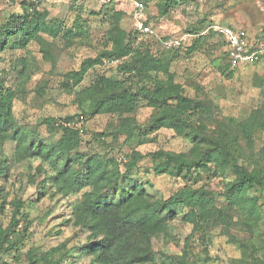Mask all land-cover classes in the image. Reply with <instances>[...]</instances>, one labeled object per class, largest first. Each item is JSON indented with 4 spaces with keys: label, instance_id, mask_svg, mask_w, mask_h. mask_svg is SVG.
<instances>
[{
    "label": "rangeland",
    "instance_id": "obj_1",
    "mask_svg": "<svg viewBox=\"0 0 264 264\" xmlns=\"http://www.w3.org/2000/svg\"><path fill=\"white\" fill-rule=\"evenodd\" d=\"M165 1L0 0V33L10 14L33 11L28 3H34L35 10L45 16L44 23L54 30L42 31L41 45L34 41L23 45L17 36H12L5 48L0 47V73L9 77L10 87L16 81L12 63L18 57L28 60L27 73L13 91L12 105L14 117L28 141L43 139L52 143L60 138L57 123L44 120L80 111L75 102L78 89L63 85L64 74L77 69L87 57L110 47V35L117 28L128 34L134 32L136 19L141 16L151 22L154 50L167 53L172 49L159 41L162 37L177 38L184 33H195L185 44L193 42L198 50L188 58L183 56L175 61L173 66L177 79L185 83L187 95L205 101L212 109L209 113L195 115L194 119L202 122L205 132L215 139L227 134L236 138L243 163L251 171L264 170V129L256 131L257 143L251 147L237 136L239 133L228 118L245 120L256 111H264V55L251 63L229 67L224 38L214 29L208 30L211 25H230L244 31L255 48L264 46V0H176L171 2V11L160 14ZM147 37L150 36L140 34L138 39ZM192 37L195 39L190 41ZM43 46L49 48V58L41 50ZM103 61L89 71L86 83L94 80L97 73L122 79L118 70L122 60L104 58ZM150 79V76L134 77L127 84L137 88L145 83L150 85ZM146 103L140 100L144 105L136 114L141 129L152 116V108ZM120 118L117 113H100L88 118L79 150L86 156L112 155L122 164L133 151H138L143 155L138 162V177L143 180L148 194L166 199L179 189L191 188L198 191L199 196L209 197L218 209L231 214L228 222H193L187 218L189 208L172 206L176 215L167 222L166 231L149 240L155 260L130 264H256V259L264 261L263 187L248 190L238 204L230 206L225 198L226 189L236 178L230 166L223 168L222 163L210 161L189 170L158 172L155 166L159 162L156 157L159 151L196 154L193 142L172 127L164 126L146 136L136 127L129 135L121 134L119 138L110 135L105 142L93 138L97 131L111 134L119 127ZM17 141L12 137L4 141L0 138V221L3 227L9 225L16 199L25 201L23 209L27 216L16 226L8 242L15 243V247L2 252L1 264H54L56 261L93 264L95 255L81 248L92 232L77 225L73 208L83 197L82 191L62 189L52 177L56 170L50 161L40 157L18 161ZM199 144L205 154L211 152V145ZM245 247H249V254Z\"/></svg>",
    "mask_w": 264,
    "mask_h": 264
},
{
    "label": "trees",
    "instance_id": "obj_2",
    "mask_svg": "<svg viewBox=\"0 0 264 264\" xmlns=\"http://www.w3.org/2000/svg\"><path fill=\"white\" fill-rule=\"evenodd\" d=\"M171 2L176 0H166L159 13L166 14L171 11ZM28 4L32 5V12L10 14L9 21L0 33V47L5 48L12 36H17L23 45L32 41L41 45L42 31L54 32L53 28L44 23L43 13L35 10L34 3ZM146 23L151 25L148 17ZM113 32L110 35V47L96 56L87 57L77 69L64 74L63 85L72 90L78 89L75 102L80 111L44 120L46 123H57L61 136L55 142L47 143L43 139L28 141L14 117L13 91L27 73L28 60L18 57L12 63L11 68L16 79L12 87L8 85L9 77L0 73V138L2 141L10 137L17 138L18 161L29 157L50 161L56 170L52 177L62 189L82 191L83 197L74 203L73 208L77 225L92 232L81 248L87 254L95 255L93 264L152 263L155 255L150 249V237L159 236L166 231L167 222L176 215L172 206L189 208L187 218L193 222H228L231 214L218 209L209 197L199 196V192L191 188L179 189L166 199L148 194L143 187V180L138 177V162L143 157L138 151H133L129 160L123 164L115 156L105 153L101 157L98 154L86 156L79 148L84 142V124L88 118L100 113H117L121 116L119 127L111 134L104 131L93 133L94 139L103 142L110 135L115 138H119L121 134L129 135L136 127L142 130L143 136L164 126L174 128L178 134L193 142L196 154L159 151L156 153L159 162L155 170H189L210 161L222 163L223 168L230 166L236 175L235 180L228 183L225 194L230 206L238 204L248 190L256 186L264 188V170L254 172L243 163L238 155L236 138L227 134L215 139L205 132L202 122L194 119L195 115L209 113L212 109L205 101L194 100L187 95L185 83L177 79L173 66L175 61L183 56L188 58L197 51V45L192 42L186 46L184 42L166 53L152 48L155 45L152 40L153 33L142 34L136 29L128 34L122 28ZM139 33L150 37L140 41ZM170 38L172 37H162L159 41L164 44ZM194 39L190 38V41ZM41 50L46 57L51 56L49 48L45 49L43 46ZM225 56L230 67L226 51ZM104 58L122 60L118 66L122 79L97 73L94 80L86 83L89 71L103 64ZM5 74H8L7 70ZM139 76H150V85L145 83L133 88L127 84ZM140 100H146V104L152 108V116L143 129L136 117L138 108L144 105L140 104ZM228 118L230 125L239 133L237 136L246 140L249 146L255 147L256 131L259 128L264 129V111H256L245 120H237L233 116ZM199 143L211 145V152L205 154ZM15 206L9 225L3 227L0 221V264L2 252L15 247V243L8 242L20 220L27 216L23 209L26 206L25 201L16 199ZM245 252L250 253L249 247H245ZM255 262L264 264L259 259Z\"/></svg>",
    "mask_w": 264,
    "mask_h": 264
},
{
    "label": "built area",
    "instance_id": "obj_3",
    "mask_svg": "<svg viewBox=\"0 0 264 264\" xmlns=\"http://www.w3.org/2000/svg\"><path fill=\"white\" fill-rule=\"evenodd\" d=\"M135 28L142 34L153 33L152 26L147 24L146 19L141 16L136 19ZM212 29L224 38L227 45V57L232 67L251 63L264 55V46L255 48L244 31L230 25L220 24L213 26ZM190 36V33H184L177 38L172 37L165 41L164 45L167 48L178 47L187 41Z\"/></svg>",
    "mask_w": 264,
    "mask_h": 264
},
{
    "label": "crops",
    "instance_id": "obj_4",
    "mask_svg": "<svg viewBox=\"0 0 264 264\" xmlns=\"http://www.w3.org/2000/svg\"><path fill=\"white\" fill-rule=\"evenodd\" d=\"M212 27L214 26V25H211ZM212 27H210L211 29H212Z\"/></svg>",
    "mask_w": 264,
    "mask_h": 264
}]
</instances>
